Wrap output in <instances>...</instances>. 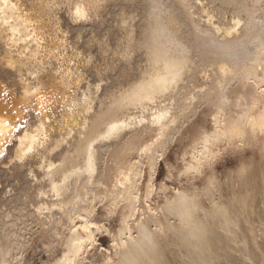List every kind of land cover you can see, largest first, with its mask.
<instances>
[{"label": "bare ground", "instance_id": "6f19581e", "mask_svg": "<svg viewBox=\"0 0 264 264\" xmlns=\"http://www.w3.org/2000/svg\"><path fill=\"white\" fill-rule=\"evenodd\" d=\"M60 1L68 19L76 20L100 14L110 0H39L36 23ZM133 1L142 2L139 23L135 11L124 10L111 37L90 35L105 54L102 67L93 61L98 78L91 81L85 62L73 55L97 58L91 45L75 43L69 54L64 51L70 24L49 23L42 48L43 37L30 27L19 0H0V188L15 177L1 199L15 202L21 188L31 205L13 202L17 211L4 207L0 221H35L34 230L44 236L61 219L104 201L110 212L121 208V225L112 234L118 251L105 264H264V0ZM118 64L122 79L103 85L106 70ZM3 73L13 75L10 83ZM188 82L190 95L183 96ZM198 108L199 117L183 130H191L194 153L190 149L193 158L183 171L197 172L220 140L256 142V152L233 170L207 175L199 193L178 188L159 215L136 218L131 235L127 219L140 197L142 163L148 165L144 198L152 190L156 158ZM215 191L222 199L213 198ZM91 225L84 218L79 229H69L63 253L42 264H77ZM5 229L0 225V264L11 259Z\"/></svg>", "mask_w": 264, "mask_h": 264}, {"label": "rangeland", "instance_id": "374dc122", "mask_svg": "<svg viewBox=\"0 0 264 264\" xmlns=\"http://www.w3.org/2000/svg\"><path fill=\"white\" fill-rule=\"evenodd\" d=\"M214 2L218 3V1H216V0ZM107 3H108L107 4L108 6L105 5L103 8L101 7V9H100L101 12H100V14L98 13L100 17L97 14V15L91 16L92 18L87 17V18L72 20L70 18L68 19V17H67L68 12H67L66 3L64 1L63 2L60 1L57 4L52 5L51 8L46 9V15H44L42 20L38 23V24H40L39 26L36 23V21L40 17V15H39L40 14L39 0H38V2H37V0H19V5L20 4L21 5L18 7L28 17L30 27L35 29V31L39 34L38 35L39 37H43L42 39H40L43 43L42 48H44V45L48 44V41L50 39V37L48 36V25H49V23L53 24L54 20L55 21L59 20V22L62 24L61 28L64 27V29H65V26L67 24L68 25L70 24V27L66 33V38H67L66 40L67 41L65 44L64 51L66 50L65 53L67 52L66 54H69L70 50L73 49L71 44H75V43L76 44L79 43L77 45H79V48H80V46H82L81 49H85V47H88V45H91L92 48L91 47L90 48H91L92 54L95 51L94 53H95V55H97V58H96V56L94 57V54H93V56L91 57L92 60H89L86 62L85 61L86 58H84L85 52H82V54H79V55L73 53V55L76 56L75 59H77L78 61L81 60L82 62H85L84 64L83 63L82 64H83L84 73L87 72V73H85V74H87L86 79H88V74H90L89 79H90V77H92L93 79L91 81H93L94 79H95L94 81H97L98 75L96 74V72H94L95 73V75H94L92 70L95 71V66H94L95 63L102 67L103 59L105 61V57H103L105 54L102 53L98 49V47H95V46H97L96 42H94L93 40L90 41V39H89L90 35L93 32H96L97 36L106 35L108 33H109L108 35H110V34L113 35L114 31H116V29H117V28H115L116 27L115 21H116V19L120 18L122 11H124V10L132 11V12L135 11L137 13L135 15V19H138V21L135 20V21H137L136 23H139V21H140L139 17L141 16V12H142L141 8H140V6L142 7L141 1L136 2L133 0H110ZM34 4H35V6H34ZM34 9H36V10L34 11ZM32 10H33V13H32ZM48 15H49V18H48ZM62 16L65 17L66 19H63ZM60 19H61V21H60ZM83 19H85V20H83ZM41 22H43V23H41ZM65 22H67V23H65ZM112 31H113V33H112ZM79 32H81V36L83 38L78 37ZM112 35H110V37ZM87 37H88V39H87ZM96 52H97V54H96ZM42 56L44 57L45 54L42 51H40L39 52V58H41ZM98 56H100V57H98ZM99 61H100V63H99ZM92 62L94 64H92ZM85 64L89 67V69ZM118 66H119V64L116 66V69L115 68L110 69V71H109V69H108V71L106 70L105 75H108V76L106 77L104 75L105 81L104 80L101 81V82H103V85L109 86V85L117 83L120 79H122V76H123V75H121L123 73L122 67L121 66L118 67ZM90 67H91V70H90ZM120 67H121V69H120ZM198 67L201 68L203 66L199 65ZM112 70H115V71H112ZM108 72H112V74L109 73L110 75H112L111 78H110ZM201 72L202 71H199L200 74H201ZM3 75L6 76V79L4 76L3 77L7 83H10L11 80L13 79V77H12L13 75H11V74L5 75L3 73ZM86 79H84L83 81H85ZM105 82H106V84H105ZM191 87H192V84L190 82H188L187 85L181 87V90L183 93L182 95L183 96H189L190 95L189 89ZM199 113H200V108L197 109V111L190 117V119H188V121L186 120L183 123L181 128L177 132H175V134H173L174 136H172V138H171L172 140L170 139L169 140L170 142H167L163 152L156 158V160H155L156 162L154 164V170H153V174H152V185H153L152 190L148 196L144 197L145 200H144V198L141 197V194H142V187L144 185V181L147 179V176H148V170H147L148 165L145 164L146 162L142 163V166H141V170H142L141 172L142 173H141V177L139 179V192H140L139 195H140V197L135 202V208H134V212L132 214V217L130 216L127 219V224L130 227L129 232L131 235L136 234V232H135L136 230L133 227L134 220L136 222L138 218L139 219H145L146 216L149 214V212L150 213L153 212V214L159 215L160 206L163 204L164 200L171 198L173 196L174 192L178 188L184 189V190L189 191V192L199 193L200 192L199 190L201 189L200 187L203 186V183L205 182L207 175H217V174L219 175V174L226 173L227 171H229L231 169L233 170L239 165L241 159L248 157L251 154H253L254 152H256V150H257L256 148L258 146V144L256 142H250L249 143L245 140H241L238 138H234V142H233V140H220V141L215 142L214 144H211L212 146L210 145V147L213 148L215 151L218 150L217 152H215L216 154H214L216 157L214 155L209 157V159H206L207 162L205 160H202L199 168L197 169L198 173L195 172V170L192 171L191 169H190L191 171L189 169H185L184 171L188 170L189 172L188 171L184 172L183 169L189 164V162H191L190 160H192L194 153L190 147L191 146L190 145L191 144V130L189 131V134H187V135H184L183 130L192 123V120L199 117ZM248 143H249V145H248ZM199 144L200 143L197 142L196 146L199 147L198 146ZM228 144H230V145H228ZM190 149L193 153V156L191 155L192 153H191ZM190 155H191V157H190ZM211 159H212V163H211ZM9 170L10 169H8V171ZM14 178H15L14 176L10 175L8 179H5V181H3L1 183L2 189L0 188L1 189L0 190V212L4 207H6L7 209H11L12 211L14 210L15 212L17 211L16 208L15 209L13 208L15 206L11 205V204H13L14 200L10 199L9 197L7 198V199H9L8 201L6 200V198H5L6 201H2V199H1V198H3L4 191H7L8 189L11 188L10 182H11V180L14 182L15 181ZM198 182H200V183H198ZM11 191L12 190H10L9 192H11ZM21 191L23 192V190L21 188L17 189L16 192L19 193L21 196H20V198H18V200L16 199L14 203L18 202V204H19V203L25 202L24 204H28V206H29L30 203L26 202V200L24 199L25 197L22 195ZM5 193H7V192H5ZM7 194H6V197H7ZM213 198H215L216 200H217V198L222 199V197H220V195L218 194V191H215ZM19 199H20V201H19ZM141 200H142V202H141ZM1 201H2V203H1ZM204 202H206L205 203L206 205L211 204L209 199H206ZM207 202H209V204ZM9 206H11V207H9ZM29 207H31V205ZM93 207H94V208H92L93 211L91 210V212H89L90 216H89L88 212L85 213V211H82V212H80V214H74L72 217V220H70V219L66 220V218L61 219L60 223L57 224L55 232H48L47 234L43 232L45 237L43 236V234L40 231L38 232L37 229L34 230V228H36L38 225L35 221H32V222L30 221V223H29V220H28L29 224L27 225V221L26 222H20V219H17L18 217L16 218L15 216H14V218L12 216H11V218L9 217V220L5 219L6 222L0 221V225L1 226L3 225L4 229L5 228L8 229V230L5 229V232L8 235L7 237L9 239V241L11 240L10 243H13V244H11V250H10L11 259L9 261V264H42V263L52 262L55 258L59 257L63 253L64 240H65V237L68 233V230L75 228V227H78V225L80 223H82L84 218L89 222L90 225L92 224L90 226V228H91L93 234H92V238L88 242H86V244H85L86 247L84 246L82 248V250L80 251L81 254L79 253V255H78L77 264H105V263L112 261L116 257V254L118 251V241L116 240V238H114L115 236L112 234L121 225V219H120L121 208L116 207L113 210V212H110L107 210L106 202H104V201L96 202ZM147 207L149 208V211H148ZM156 207L159 209H157ZM138 208H140V212H139ZM117 212H119V213H117ZM86 214H88V215H86ZM176 218L177 217H175V216H172V218H171V215L169 217V219L171 221H177L178 219H176ZM7 221H9V222L7 223ZM36 221H38V220H36ZM152 224L154 225L155 223L152 222L150 224L151 227H153V228L157 226V224H155L154 226ZM4 225H6V226H4ZM31 225H32V228H31ZM70 225H72V227ZM28 226H29V228H28ZM20 227H23V229L24 228L25 229L23 230ZM79 228L80 227H78V229ZM94 228H97L95 230L96 232H94V230H93ZM31 229H33V230H31ZM12 230H14L13 233L11 232ZM126 231L124 232V234L121 235L122 239H125L127 237V234L129 232L127 229H126ZM36 232H37V234H36ZM56 233H57V236H56ZM14 234H18V235L16 236ZM123 235H125V237ZM48 236H49V238H48ZM43 238H44V240H43ZM15 239L17 240L16 243L14 242V241H16ZM27 241H28V243H27ZM22 242H23V245H22ZM45 242H48V243H45ZM15 246H16V248H15Z\"/></svg>", "mask_w": 264, "mask_h": 264}]
</instances>
